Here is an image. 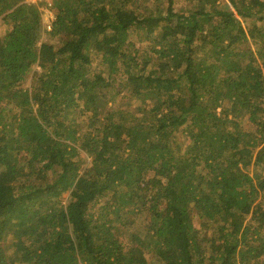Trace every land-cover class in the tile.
<instances>
[{"label": "trees", "instance_id": "obj_1", "mask_svg": "<svg viewBox=\"0 0 264 264\" xmlns=\"http://www.w3.org/2000/svg\"><path fill=\"white\" fill-rule=\"evenodd\" d=\"M40 8L0 0V264H264V1Z\"/></svg>", "mask_w": 264, "mask_h": 264}, {"label": "built area", "instance_id": "obj_2", "mask_svg": "<svg viewBox=\"0 0 264 264\" xmlns=\"http://www.w3.org/2000/svg\"><path fill=\"white\" fill-rule=\"evenodd\" d=\"M55 1L56 0H22V4L41 5L40 10L43 12V15L47 17L44 27L50 32L52 31V23L55 20V10L53 9Z\"/></svg>", "mask_w": 264, "mask_h": 264}, {"label": "rangeland", "instance_id": "obj_3", "mask_svg": "<svg viewBox=\"0 0 264 264\" xmlns=\"http://www.w3.org/2000/svg\"><path fill=\"white\" fill-rule=\"evenodd\" d=\"M151 11L152 10H149L150 13H151ZM46 20H47V17L44 16V21H46ZM45 23L46 22H44V25H45ZM10 29H11V25L10 24H7V23L1 22V19H0V37L4 36L7 33V31H9ZM44 30H45L44 32H49L48 30L45 29V27H44ZM44 37H45V35H44ZM144 47H146V46H144ZM30 82H31V78L29 77L26 85L28 86L30 84ZM119 88H120V86H119ZM120 89L123 92L120 95V97L118 98V101H126V100H122L121 98L124 97L125 95H130V92L128 90H126V89L125 90H122V86H121ZM125 98L127 99L128 97H125ZM247 128H248V126H247ZM262 201L264 202V197L262 198Z\"/></svg>", "mask_w": 264, "mask_h": 264}]
</instances>
